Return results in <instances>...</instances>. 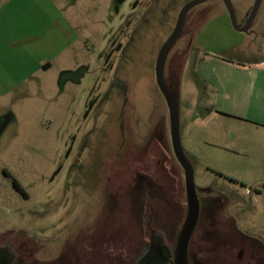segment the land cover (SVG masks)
Here are the masks:
<instances>
[{
    "label": "rangeland",
    "instance_id": "rangeland-1",
    "mask_svg": "<svg viewBox=\"0 0 264 264\" xmlns=\"http://www.w3.org/2000/svg\"><path fill=\"white\" fill-rule=\"evenodd\" d=\"M189 1L0 0V116L14 117L0 137V237L32 239L30 247H44L37 255L44 262L68 251L70 261L59 264H73L76 254L89 249L84 232L101 203L99 241L93 242L97 264L140 258L150 234H140L137 226L130 235L133 161L126 166L121 126L130 125L137 137L153 126L182 170L171 148L155 62ZM255 1L232 0L239 25ZM190 16L194 25L165 68L167 84L179 93L181 146L196 189L239 199L240 210L233 203L228 210L242 232L264 242V131L215 111L217 94L204 70L222 59L264 57V0L247 34L233 29L221 0H209ZM222 16L228 26L218 21ZM149 165L165 172L157 160ZM4 171L26 188L29 201ZM155 228L171 245L172 227ZM80 260L76 264H84Z\"/></svg>",
    "mask_w": 264,
    "mask_h": 264
},
{
    "label": "flooded vegetation",
    "instance_id": "flooded-vegetation-1",
    "mask_svg": "<svg viewBox=\"0 0 264 264\" xmlns=\"http://www.w3.org/2000/svg\"><path fill=\"white\" fill-rule=\"evenodd\" d=\"M118 1L121 5L128 2V0ZM136 7L137 4L134 8ZM191 11L187 14L181 39L189 34L187 30L194 25L190 16ZM175 25L176 22L174 27ZM174 27H172V30ZM13 120L12 114L0 116V137L3 134L5 125L11 121L13 122ZM1 124H3L2 130ZM121 132L122 144L125 147L122 150V154L127 159L126 161L124 158L123 161H126L127 167L133 161L132 172L134 176L132 175L128 185L129 192L131 193V206L130 211H128L129 220L132 222V225L129 224L128 226L130 227V235H134L135 237L137 226L140 227V234H143L146 229L150 237L151 231H154V234L161 236L164 243L172 249L175 246L179 231L186 217V212L188 211L184 171H179L175 164L173 165L174 158L170 150L159 142L157 131L153 126L148 128L145 133L148 136L142 135L141 137H137L134 129L130 125L124 124L121 126ZM127 150L132 151V157H129L130 155ZM156 160L159 166L163 164L162 169L165 172L162 175L157 172L158 168H150L149 164L156 162ZM146 163L147 167H145ZM4 175L6 178L11 179L12 187L16 193L24 201H29V193L17 178L7 171H4ZM127 180L126 178V182ZM255 191L258 195L261 194L259 190ZM197 193L201 213L199 214L196 229L193 231L190 246H188L190 264H202V261L207 262L206 264H264V242L242 232L237 224L235 214L227 208L229 203H233L238 209L242 207L243 204L240 203L239 199L225 197L223 192L206 189H197ZM100 210L101 203L98 214L94 216V224L84 232L87 234L85 237L88 242H84V244H88L86 248L89 247V249H87L88 251L85 249L82 255L76 254L78 256L72 261L73 264L79 263V258L84 264H97L98 250L96 251L93 242L95 240L99 241ZM117 217H120V213ZM158 224L162 227H167V229L172 227L168 231L172 246L165 241L164 233L159 232L155 228ZM7 238V236L0 237V246L11 244L12 252L15 254V264H50L49 262L59 264L64 259H66L65 261H70L71 256L68 251L64 254H58L57 258L53 257L50 261H41L37 255L44 247H37L36 244L30 247L29 242L34 241L32 239L28 240L27 237L20 240L16 239L15 235L12 234ZM148 244L150 245V243ZM25 245L29 248L23 251ZM149 245L144 248H148ZM144 248L143 250L145 251ZM139 259H134L130 264H136Z\"/></svg>",
    "mask_w": 264,
    "mask_h": 264
},
{
    "label": "water",
    "instance_id": "water-1",
    "mask_svg": "<svg viewBox=\"0 0 264 264\" xmlns=\"http://www.w3.org/2000/svg\"><path fill=\"white\" fill-rule=\"evenodd\" d=\"M209 0H190L179 11L176 25L171 31L169 37L163 43L157 60L155 62V81L158 89L162 93L164 100L168 106L170 120V140L173 154L178 161L185 175L186 199L188 211L182 228L179 231L175 246L171 249L164 243L161 236H156L154 231H151L150 245L141 255L136 264H190L188 256V246L194 229H196L199 214L201 213L200 202L196 185L194 182L195 173L190 159L185 155L182 149L180 136V102L178 91L171 88L165 80L166 61L174 48L182 37L183 28L186 24V18L189 11L196 9ZM227 8V14L230 18L233 29L239 33L247 34L253 26L257 12L259 11L262 0H256L251 11L248 13L245 24L237 23L232 0H221ZM0 264H15V254L12 252L11 244L0 246Z\"/></svg>",
    "mask_w": 264,
    "mask_h": 264
},
{
    "label": "crops",
    "instance_id": "crops-1",
    "mask_svg": "<svg viewBox=\"0 0 264 264\" xmlns=\"http://www.w3.org/2000/svg\"><path fill=\"white\" fill-rule=\"evenodd\" d=\"M218 21L221 25L229 24L224 16ZM255 35L263 36L260 30ZM226 62V59L218 60L219 66L204 68L206 82L217 94L215 111L241 121L246 127L264 131V57L250 62ZM226 64L239 67H226Z\"/></svg>",
    "mask_w": 264,
    "mask_h": 264
},
{
    "label": "trees",
    "instance_id": "trees-1",
    "mask_svg": "<svg viewBox=\"0 0 264 264\" xmlns=\"http://www.w3.org/2000/svg\"><path fill=\"white\" fill-rule=\"evenodd\" d=\"M248 16V15H247ZM233 181V180H232ZM245 188H247V187H245Z\"/></svg>",
    "mask_w": 264,
    "mask_h": 264
}]
</instances>
